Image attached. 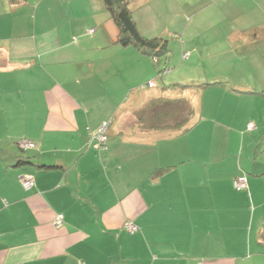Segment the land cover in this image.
<instances>
[{
    "label": "crops",
    "instance_id": "0c3cea01",
    "mask_svg": "<svg viewBox=\"0 0 264 264\" xmlns=\"http://www.w3.org/2000/svg\"><path fill=\"white\" fill-rule=\"evenodd\" d=\"M209 2L212 45L261 72L199 79L216 84L190 91L196 122L171 132L135 123L168 91L149 55L118 43L104 0H0V264H264V0ZM149 3L134 16L154 37Z\"/></svg>",
    "mask_w": 264,
    "mask_h": 264
},
{
    "label": "rangeland",
    "instance_id": "374dc122",
    "mask_svg": "<svg viewBox=\"0 0 264 264\" xmlns=\"http://www.w3.org/2000/svg\"><path fill=\"white\" fill-rule=\"evenodd\" d=\"M209 1L151 0L149 3L156 18V33L168 41L169 57H160L161 61L156 71L159 72L164 67L169 70L161 73L164 77L163 82L160 79L158 81L162 85H186L205 78H220L228 83L231 79L243 78V74L245 76L248 74H242L243 71L261 72L260 69L255 70L249 66L250 64H247L245 59L240 60L238 56L232 57L231 50L228 51L227 43L223 42L222 46H218L216 43L212 45L213 40L219 39L220 30H216L214 24V22H218L219 14L213 4L205 8L210 4ZM201 23L210 27L200 28ZM187 51L192 54L191 57L183 58ZM247 60L250 62V59ZM231 62L235 63L233 66L239 64L242 71L236 69L235 66V72H232L229 67ZM171 94H173L171 96L178 97L180 91H173ZM192 94L188 91L185 95L192 99Z\"/></svg>",
    "mask_w": 264,
    "mask_h": 264
},
{
    "label": "trees",
    "instance_id": "16d2710c",
    "mask_svg": "<svg viewBox=\"0 0 264 264\" xmlns=\"http://www.w3.org/2000/svg\"><path fill=\"white\" fill-rule=\"evenodd\" d=\"M134 1L135 0H104L107 10L110 12V14L112 15L113 19L115 20L119 28V33L117 38L118 43L124 46H130V45L136 46L144 54L149 55L152 58V61L156 65V67L159 68V64L161 61L160 57L162 56H165L166 58L169 57L168 41L165 37H161V35L149 37L144 35L140 31L134 13L139 7H142L143 4H145V1L141 2L143 4L139 5L138 7L133 5ZM10 2L13 5H18L21 3H25L26 0H10ZM168 71L169 70L166 67L159 70L160 74L162 72L164 73ZM214 84L216 83L201 84V83L192 82L186 85L175 84L173 86L172 85L164 86V90L168 92L164 93L161 96L152 98L146 105L139 108L135 113L136 115L135 123L145 130H167L171 132L174 131L186 132L189 129H191V127L196 122L197 109L192 99H190L188 95L187 96L185 95V90L191 91L193 89L204 88ZM173 91H178V92L180 91L179 94L180 96L178 97L171 96L173 95L171 94ZM107 136H108V131H107ZM108 141H109V137L106 144L107 146H108ZM21 144H22V140L19 141L18 143L22 154H18L15 162V166H19V167L25 165L26 163H30L28 157L25 156V153H27L29 150H33L36 147L35 145L34 148H24L22 147ZM41 167L49 169L52 166L43 165ZM25 175H31V174H25ZM235 180H234V184H235ZM248 186L249 185L247 183V186L240 190H247ZM262 231H263L262 237L264 238V228Z\"/></svg>",
    "mask_w": 264,
    "mask_h": 264
},
{
    "label": "built area",
    "instance_id": "2783aa9c",
    "mask_svg": "<svg viewBox=\"0 0 264 264\" xmlns=\"http://www.w3.org/2000/svg\"><path fill=\"white\" fill-rule=\"evenodd\" d=\"M189 53H186L185 56H188ZM155 83L149 82V86H154ZM110 125V122H106L104 124H102L99 129L97 130V132L95 133V135L93 136V139L95 140V148L97 149H101V148H106L107 147V140H108V136H107V131H108V127ZM256 128V125L254 122H251L248 125V129L249 130H253ZM22 147L24 148H34L35 144L30 141V140H22ZM21 182L23 184V186L26 189H31L35 186V179L32 175H24L21 178ZM248 180L247 177L245 175H241L239 176L236 180H235V187L240 190L243 189L247 186ZM64 224V216L63 214H58L55 219H54V225L58 228H60L62 225ZM126 229L131 232V233H135L138 231L139 227L135 224V223H128L126 226Z\"/></svg>",
    "mask_w": 264,
    "mask_h": 264
}]
</instances>
